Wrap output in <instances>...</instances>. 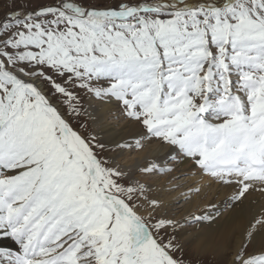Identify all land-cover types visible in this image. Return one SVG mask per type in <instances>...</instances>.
<instances>
[{
	"label": "snow or ice",
	"instance_id": "6c2138e0",
	"mask_svg": "<svg viewBox=\"0 0 264 264\" xmlns=\"http://www.w3.org/2000/svg\"><path fill=\"white\" fill-rule=\"evenodd\" d=\"M0 264H264V0H0Z\"/></svg>",
	"mask_w": 264,
	"mask_h": 264
},
{
	"label": "bare ground",
	"instance_id": "6f19581e",
	"mask_svg": "<svg viewBox=\"0 0 264 264\" xmlns=\"http://www.w3.org/2000/svg\"><path fill=\"white\" fill-rule=\"evenodd\" d=\"M206 192H207V200L205 201V203H207L208 201H213L218 205L222 204L229 195V193L226 190H222L218 193L216 189H211V190L206 189Z\"/></svg>",
	"mask_w": 264,
	"mask_h": 264
}]
</instances>
